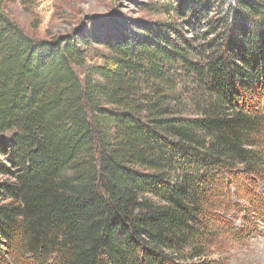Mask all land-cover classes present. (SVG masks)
Listing matches in <instances>:
<instances>
[{
  "label": "trees",
  "instance_id": "1",
  "mask_svg": "<svg viewBox=\"0 0 264 264\" xmlns=\"http://www.w3.org/2000/svg\"><path fill=\"white\" fill-rule=\"evenodd\" d=\"M205 4L203 44L179 23L38 39L0 13V264H224L220 225L261 232L264 0Z\"/></svg>",
  "mask_w": 264,
  "mask_h": 264
},
{
  "label": "rangeland",
  "instance_id": "2",
  "mask_svg": "<svg viewBox=\"0 0 264 264\" xmlns=\"http://www.w3.org/2000/svg\"><path fill=\"white\" fill-rule=\"evenodd\" d=\"M189 0H0V13L22 27L26 33L38 39H52L60 35L75 34L82 31L84 35L96 33L99 37L106 34H123L126 31H156L165 24L179 23L184 35L198 43L206 42L213 35L208 33L205 12L209 9L205 2L200 4V17L194 18L188 12L182 21L177 8L185 9ZM213 1V0H212ZM234 3V2H232ZM211 5V4H210ZM220 6V7H219ZM212 16L223 14L222 6L216 3ZM229 9V6L228 8ZM202 12H204L203 15ZM227 12V10H226ZM95 23V24H94ZM96 29H92L93 26ZM96 31V32H95ZM90 36V35H89ZM94 39V38H93ZM91 56L96 53H107L108 49L93 40L88 46ZM11 139L12 134L5 135ZM1 150V148H0ZM0 161L4 155L0 153ZM9 177L0 174V182ZM245 189L249 190L248 186ZM256 192V187H253ZM242 193L244 188L241 187ZM251 190V189H250ZM252 192V191H250ZM254 195V194H252ZM249 205V201L246 200ZM246 225L257 227L258 220L250 212ZM235 226H240L238 219ZM218 230L220 239L215 245L213 256L222 259L224 264H264V227L248 240H236L232 229L224 225ZM218 236V238H219Z\"/></svg>",
  "mask_w": 264,
  "mask_h": 264
}]
</instances>
